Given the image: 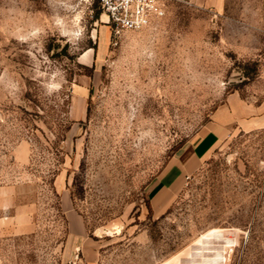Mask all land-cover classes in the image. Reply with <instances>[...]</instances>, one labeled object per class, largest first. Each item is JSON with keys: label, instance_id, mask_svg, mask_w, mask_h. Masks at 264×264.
Listing matches in <instances>:
<instances>
[{"label": "rangeland", "instance_id": "1", "mask_svg": "<svg viewBox=\"0 0 264 264\" xmlns=\"http://www.w3.org/2000/svg\"><path fill=\"white\" fill-rule=\"evenodd\" d=\"M106 19L99 0H0V264H264V0ZM216 120L155 212L152 181Z\"/></svg>", "mask_w": 264, "mask_h": 264}, {"label": "crops", "instance_id": "2", "mask_svg": "<svg viewBox=\"0 0 264 264\" xmlns=\"http://www.w3.org/2000/svg\"><path fill=\"white\" fill-rule=\"evenodd\" d=\"M227 131V123L216 120L212 127L195 141L186 143L171 156L166 167L150 185V198L155 212L162 213L171 204L185 181L200 169L219 146ZM86 246L88 245L84 244L83 251L90 250L88 251L90 254L92 251Z\"/></svg>", "mask_w": 264, "mask_h": 264}, {"label": "built area", "instance_id": "3", "mask_svg": "<svg viewBox=\"0 0 264 264\" xmlns=\"http://www.w3.org/2000/svg\"><path fill=\"white\" fill-rule=\"evenodd\" d=\"M106 22L115 32L140 30L163 16L167 0H99Z\"/></svg>", "mask_w": 264, "mask_h": 264}]
</instances>
